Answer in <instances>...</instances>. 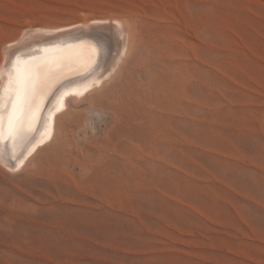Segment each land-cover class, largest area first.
Segmentation results:
<instances>
[{"label":"rangeland","instance_id":"rangeland-1","mask_svg":"<svg viewBox=\"0 0 264 264\" xmlns=\"http://www.w3.org/2000/svg\"><path fill=\"white\" fill-rule=\"evenodd\" d=\"M85 17L134 23L148 48L119 84L74 103L23 170L0 165V264H264V124L256 135L251 107L264 0H0V56L24 26ZM200 46L222 65L183 59ZM137 74L146 84L130 88ZM119 95L114 125L104 105Z\"/></svg>","mask_w":264,"mask_h":264},{"label":"bare ground","instance_id":"bare-ground-1","mask_svg":"<svg viewBox=\"0 0 264 264\" xmlns=\"http://www.w3.org/2000/svg\"><path fill=\"white\" fill-rule=\"evenodd\" d=\"M197 38L201 46L209 45V40L204 42L202 37ZM201 46L192 50L191 57L184 53L183 59L193 60L196 67L210 70H213V65H222L214 55L206 54ZM147 48V40L137 25L117 17H85L60 26H24L18 37L5 40L0 56V89L4 92V102L8 99L7 78L11 71L31 79L37 106L30 115L33 131L23 140L10 139L5 122L3 138L0 139L1 168L11 173L23 170L34 156L55 140L63 128V117L74 109V103L80 106L86 99L103 91L110 82L119 84V79L125 74L127 60L136 51L141 53ZM10 62L16 66L13 68ZM41 66H45L44 73L39 71ZM143 74L148 76L145 72ZM135 83L143 88L146 81L137 74V80L132 77L128 85L131 88ZM261 83L259 86L263 87L264 81ZM127 93L129 96L131 89ZM263 94L261 97L251 96V107L254 109L252 127L258 136L261 133L257 132L264 124ZM107 99L113 103V100ZM120 101L119 95L113 103L118 105L117 108L104 105L110 110L114 125L126 116L124 102ZM95 105L96 102H93L90 106L94 114L98 111ZM87 118L83 125L88 124ZM81 142L77 143L78 147L86 145L85 141ZM76 159L79 160L80 156Z\"/></svg>","mask_w":264,"mask_h":264},{"label":"snow or ice","instance_id":"snow-or-ice-1","mask_svg":"<svg viewBox=\"0 0 264 264\" xmlns=\"http://www.w3.org/2000/svg\"><path fill=\"white\" fill-rule=\"evenodd\" d=\"M17 59H19L18 55ZM10 63L13 68L16 66L14 62ZM39 71L44 73L45 66H41ZM7 79L8 99L6 103L4 102L3 89H0V139L3 138L6 122L9 138L23 140L33 131L30 115L33 108L37 106L34 88L31 79L19 72L10 71Z\"/></svg>","mask_w":264,"mask_h":264}]
</instances>
